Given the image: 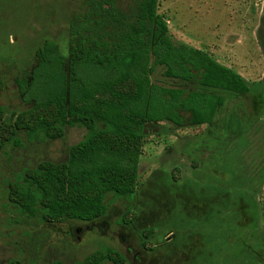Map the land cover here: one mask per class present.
<instances>
[{
    "label": "rangeland",
    "instance_id": "1",
    "mask_svg": "<svg viewBox=\"0 0 264 264\" xmlns=\"http://www.w3.org/2000/svg\"><path fill=\"white\" fill-rule=\"evenodd\" d=\"M116 4L128 12L135 2ZM156 13L175 46L206 52L249 92H216L225 101L211 124H147L133 195L106 194L105 214L91 222H57L24 213L17 192L38 167L66 162L86 130L29 140L20 129L12 140L9 126L31 109L16 80H29L47 40L68 64L72 39L107 53L118 38L85 0H0V264H78L107 250L122 264H264V0H157ZM165 70L156 66L151 83L203 91Z\"/></svg>",
    "mask_w": 264,
    "mask_h": 264
},
{
    "label": "trees",
    "instance_id": "2",
    "mask_svg": "<svg viewBox=\"0 0 264 264\" xmlns=\"http://www.w3.org/2000/svg\"><path fill=\"white\" fill-rule=\"evenodd\" d=\"M99 26L111 27L117 49L99 53L84 46L80 37L70 46V61L47 40L37 53L30 78L16 80L22 100L31 105L10 129L12 140L24 130L29 140L57 139L63 128L86 130L72 146L67 161L45 164L23 178L18 200L21 210L46 220L91 222L106 212L105 195L117 198L134 193L138 160L149 123L177 126L211 124L224 97L249 92L245 80L206 52L175 46L164 21L157 15V0H134L128 12L116 0H85ZM71 36L79 34L71 25ZM89 31L88 29H84ZM156 66L164 75L197 83L203 91L185 92L154 85L149 79ZM3 83L0 80V92ZM3 109L0 107V121ZM96 253L78 264H122L115 253Z\"/></svg>",
    "mask_w": 264,
    "mask_h": 264
},
{
    "label": "flooded vegetation",
    "instance_id": "3",
    "mask_svg": "<svg viewBox=\"0 0 264 264\" xmlns=\"http://www.w3.org/2000/svg\"><path fill=\"white\" fill-rule=\"evenodd\" d=\"M133 195V194H132ZM132 195H130V196H132Z\"/></svg>",
    "mask_w": 264,
    "mask_h": 264
}]
</instances>
